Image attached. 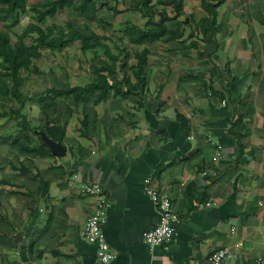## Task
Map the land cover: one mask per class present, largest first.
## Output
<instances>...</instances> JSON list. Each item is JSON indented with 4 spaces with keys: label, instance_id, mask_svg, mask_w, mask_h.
I'll return each mask as SVG.
<instances>
[{
    "label": "crops",
    "instance_id": "obj_1",
    "mask_svg": "<svg viewBox=\"0 0 264 264\" xmlns=\"http://www.w3.org/2000/svg\"><path fill=\"white\" fill-rule=\"evenodd\" d=\"M229 1L197 49L187 47L198 40L188 28L169 43L131 45L123 37L116 45L129 53L128 75L134 54L148 52L140 109L133 94L114 99L109 91L99 102L98 91L85 101L45 93L94 81L105 62L92 53L88 78L23 85L26 122L62 127L64 154L26 151L30 132L2 135L0 264H101L84 239L96 204L81 194L84 184H98L107 203L108 264H208L224 249L223 264H264V0H233L236 9L225 12ZM36 175L47 184L45 195H38ZM148 190L167 199L177 219L172 240L153 250L140 237L158 222Z\"/></svg>",
    "mask_w": 264,
    "mask_h": 264
},
{
    "label": "trees",
    "instance_id": "obj_2",
    "mask_svg": "<svg viewBox=\"0 0 264 264\" xmlns=\"http://www.w3.org/2000/svg\"><path fill=\"white\" fill-rule=\"evenodd\" d=\"M196 1L204 12V16L198 20H193L192 15L186 13L185 0H134L129 11L138 13L144 23L140 26L126 20L122 34L131 45H140L143 42L169 43L181 39L183 31L188 28L189 37L196 36L198 40H192L187 47L197 49L198 42H203L208 32L215 31L218 10L225 0ZM116 4L117 0H0V119L7 117L19 121L12 134H8L10 136L21 132H30L33 135L32 140L25 137L28 145L26 151L34 152L38 156L50 155L45 141L62 146L64 137L62 127L47 124L44 128H39L31 126L25 120L24 109L28 98L23 94L22 88L28 78L23 77V71H30L29 68L37 71L32 60L40 59L44 49L58 53L79 42V49L83 54L90 52L94 58L102 57L105 62L104 66L94 73V81L76 87L65 84L63 90L47 89L45 93L54 97L71 95L75 101H85L89 94L98 91V101L101 102L106 94L112 91L114 99H127L129 95H135L138 99L137 108L143 107L140 91H143L146 85V49L134 54L135 64L129 67L128 75L125 68L129 53L124 48L115 46L114 54L105 44L108 40L105 36H98L89 28H84L83 32L77 31L70 22H64L62 25L46 24L47 19L54 18L66 9L79 15H92L102 8L118 14L120 11L116 9ZM28 12L31 13L32 22L20 33H14L12 29L18 25L20 17ZM179 18H182V21H178ZM169 22H175L174 29H168ZM11 36L15 37L14 42L11 41ZM2 99L6 100L7 106L2 103ZM51 105L52 102L44 104L43 111ZM3 108H7V112ZM176 119L182 128L186 127V120L181 117ZM2 137L0 135V139ZM16 144L19 145L17 142ZM36 177L39 180L38 195H45L47 184L39 175Z\"/></svg>",
    "mask_w": 264,
    "mask_h": 264
},
{
    "label": "rangeland",
    "instance_id": "obj_3",
    "mask_svg": "<svg viewBox=\"0 0 264 264\" xmlns=\"http://www.w3.org/2000/svg\"><path fill=\"white\" fill-rule=\"evenodd\" d=\"M34 1L35 0H30V2ZM188 1L189 2H187L185 6L186 13L192 15L193 20H196L200 15L204 14V12L201 10L199 2L193 0ZM132 2L130 3L129 0H126V3L124 4H122V2H117L116 5H118L120 8L119 14H121L119 17L112 16L113 14L110 11L100 9L94 13L96 14L97 19L94 21H87L82 19L79 14L73 12L70 9H66L58 13L54 18L47 19L46 24L53 23L62 25L64 22H71V24L74 25L75 30L82 32L84 31V27H89L95 33H98L99 35H105L108 39L105 44L110 47L114 54H116L115 46L119 45V47H122L121 40L124 37L122 32L125 17V21L130 20L138 24L144 23V20L140 19L138 13L129 11V7L131 6ZM235 7V3L233 0H231L225 6L223 11L228 12L229 10L236 9ZM30 16V12L21 16L18 25L12 29L13 32L16 34L20 33L23 28L32 22ZM11 41H15L14 36H11ZM26 42L28 43V40H26ZM79 46L80 43L76 42L58 53H52L46 49L42 50V57L40 60L34 61V63L32 62L37 71H32V68H29L30 71H23V77L28 78V80L23 83L24 87L27 85L30 78H32L31 81L34 78H88V63L85 62V59L90 56V52L83 54L80 51ZM81 81L84 80L82 79ZM30 86L33 87L34 84H30ZM23 93H26L25 89ZM2 103L7 106L5 99H2ZM3 110L7 112L8 109L3 108ZM18 122L19 121L8 119L7 117L1 118L0 135L6 133L12 134Z\"/></svg>",
    "mask_w": 264,
    "mask_h": 264
},
{
    "label": "built area",
    "instance_id": "obj_4",
    "mask_svg": "<svg viewBox=\"0 0 264 264\" xmlns=\"http://www.w3.org/2000/svg\"><path fill=\"white\" fill-rule=\"evenodd\" d=\"M80 192L82 195L92 196L96 200L95 207L84 225V239L95 247L96 260L101 264H108L112 259V255L102 231L107 207L103 190L98 184H84L81 186ZM147 194L157 209L158 222L153 228L144 230L140 237L142 243L149 250H153L172 240L175 235L174 228L177 219L167 199L157 196L152 190H148ZM198 207L201 209L202 205H198ZM227 255L228 251L226 249L215 251L208 258V264H223V261L228 257ZM252 264L262 263L256 261Z\"/></svg>",
    "mask_w": 264,
    "mask_h": 264
},
{
    "label": "water",
    "instance_id": "obj_5",
    "mask_svg": "<svg viewBox=\"0 0 264 264\" xmlns=\"http://www.w3.org/2000/svg\"><path fill=\"white\" fill-rule=\"evenodd\" d=\"M45 142L48 145L51 154L55 156H62L64 154V149L59 144L50 142L48 140H46Z\"/></svg>",
    "mask_w": 264,
    "mask_h": 264
}]
</instances>
